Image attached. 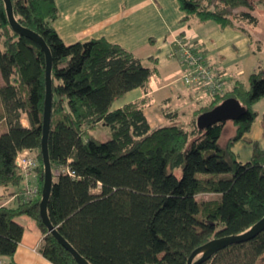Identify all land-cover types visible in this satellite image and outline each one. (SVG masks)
<instances>
[{
  "label": "trees",
  "instance_id": "1",
  "mask_svg": "<svg viewBox=\"0 0 264 264\" xmlns=\"http://www.w3.org/2000/svg\"><path fill=\"white\" fill-rule=\"evenodd\" d=\"M10 1L15 20L40 35L51 54L47 216L84 259L90 264H186L197 247L241 234L264 216V147L246 140L251 147L246 162L232 151L257 117L252 105L264 97V68L250 73L246 82L230 81L222 94L207 95L187 123L177 122V110H167L163 116L172 123L151 127L145 109L155 66L105 38L65 44L53 27L55 0ZM177 1L186 22L213 21L248 36L247 26L258 23L257 12L264 8V0ZM44 71L41 48L13 32L0 0V186H14L18 194L16 206L0 207V258L14 254L23 233L15 218L25 215L44 234L42 256L53 264H76L39 216ZM135 89L143 96L112 108ZM227 98L238 100L245 111L231 121L234 134L222 145L226 122L199 130L195 120ZM98 124L109 130L105 141L90 133ZM24 149L38 159L33 200L23 198V177L14 163ZM63 166L74 176L57 172ZM201 264H264V230Z\"/></svg>",
  "mask_w": 264,
  "mask_h": 264
},
{
  "label": "crops",
  "instance_id": "2",
  "mask_svg": "<svg viewBox=\"0 0 264 264\" xmlns=\"http://www.w3.org/2000/svg\"><path fill=\"white\" fill-rule=\"evenodd\" d=\"M55 5L58 15L53 27L65 44L105 38L122 46L141 59L144 65L156 67V72L148 84L150 103L158 93L160 96V93L166 90L163 102L167 101L169 106L176 101L192 103L193 106L188 108L190 116L199 106L201 96L198 90L185 86L180 81V76L186 68L170 55L175 37L183 34L202 55L205 63L215 68L227 83L237 79L246 82L250 73L263 68L257 64L259 60L254 62L255 52L250 40L251 26H247L248 36L240 29L220 27L214 22L207 24L208 21L197 19L186 22L183 20L185 14L180 10L177 0H55ZM153 77L156 83H153ZM173 84L179 86L173 87ZM142 96L140 89L132 90L115 101L112 108H120ZM125 97L128 99L122 102ZM207 99L206 95L203 102ZM177 111L180 115L181 112ZM254 111L257 117L250 130L232 146V151L240 162L248 161L251 155V147L246 144V140L256 141L264 147V109L261 114L257 109ZM158 117L157 119H160ZM20 122L27 126L25 117H22ZM227 123L233 128L224 143L235 131L232 122ZM34 181L37 183V177ZM24 185L25 181L22 180L19 188L23 190ZM16 189L14 186H0V207L16 206ZM15 221L23 227V233L14 254L9 258H0L3 263L53 264L39 251L44 234L34 220L20 215Z\"/></svg>",
  "mask_w": 264,
  "mask_h": 264
},
{
  "label": "water",
  "instance_id": "3",
  "mask_svg": "<svg viewBox=\"0 0 264 264\" xmlns=\"http://www.w3.org/2000/svg\"><path fill=\"white\" fill-rule=\"evenodd\" d=\"M3 2L5 5L7 20L13 32L35 42L41 48L45 56V96L41 125L42 134L40 141V154L43 166V183L41 188V198L38 206L39 216L43 225L47 229V233L51 234L57 240V242L72 256L76 264H90L58 233V231L50 223L47 216V203L52 186V171L47 147L52 103L51 54L49 48L40 35L28 28L22 27L15 20L11 1L3 0ZM244 111L245 108L238 102V100L234 98H227L210 110L200 113L197 116L195 123L199 130H203L218 122L235 121L243 114ZM263 230L264 216L255 224H253L248 230L241 234L215 238L197 247L188 257L186 264H201L218 251L233 244L247 242L256 237Z\"/></svg>",
  "mask_w": 264,
  "mask_h": 264
},
{
  "label": "built area",
  "instance_id": "4",
  "mask_svg": "<svg viewBox=\"0 0 264 264\" xmlns=\"http://www.w3.org/2000/svg\"><path fill=\"white\" fill-rule=\"evenodd\" d=\"M173 48L170 53L186 69L180 76L181 82L188 87L198 89L208 96L222 94L227 88V82L215 68L207 65L196 51L194 45L186 38L177 36L173 40ZM14 163L22 174L25 185L22 195L25 200H33L38 196V185L35 183V170L38 166L36 154L31 149H24L17 153ZM73 177L74 172L67 166L57 170ZM34 179V180H33ZM0 264H4L0 259Z\"/></svg>",
  "mask_w": 264,
  "mask_h": 264
},
{
  "label": "rangeland",
  "instance_id": "5",
  "mask_svg": "<svg viewBox=\"0 0 264 264\" xmlns=\"http://www.w3.org/2000/svg\"><path fill=\"white\" fill-rule=\"evenodd\" d=\"M257 15H258V23L255 26H251L252 31L250 34V40H251L252 46L254 47V52H255L254 53V56H255L254 62H257V60H259V62H257V64L259 66L262 65V67L264 68V8L263 7H262V9L258 10ZM206 23L207 24H214L213 21H208ZM181 37H184V36H181ZM242 62L244 63L245 61H241V63ZM153 80H155L154 77H153L152 81ZM0 83H1V76H0ZM153 83H156V81H153ZM227 85L230 86L231 85L230 82L227 83ZM172 86L178 87L179 85L173 84ZM196 90H198V89H196ZM164 92L162 91L160 93V96L158 95L159 94L158 93L157 96H155V100H153L145 109V115L147 117V120L150 122L151 127H156V126H160V125H168V124L172 123L171 121L165 119V117L163 116V111H167L170 107H172L170 111L176 109V110H179L181 112V114L179 115V118L177 119V122L184 123V124L187 123L191 118L190 111L188 110V108L190 106H193V104L188 103V102L173 100L176 102H174L172 104V106H169L168 105L169 103L167 104V101L163 102L164 98L166 97ZM199 92H200V96L202 99L201 100L199 98V100L201 102H203V97H206V94H204L201 91H199ZM198 93H196V94H198ZM130 96L131 95H128V97H130ZM128 97L123 98L122 102L127 100ZM252 109L253 110L257 109L259 111V113L261 114L263 109H264V98L261 99V101L254 103L252 105ZM158 116H160V117H158ZM157 117L160 119H157ZM227 122H229V121H227ZM231 128H233L232 125L230 123H227L226 127H225V129H224V131L220 137V140H219L220 144L224 143L225 139L229 135V131L232 130ZM108 131L109 130L107 127H104L103 125L98 124L93 130H91L90 133L97 140L105 141L109 138V132ZM36 157H37V154H36ZM178 174H179V172H178ZM204 197H208V196H204Z\"/></svg>",
  "mask_w": 264,
  "mask_h": 264
}]
</instances>
